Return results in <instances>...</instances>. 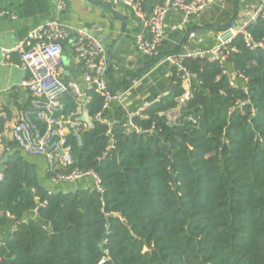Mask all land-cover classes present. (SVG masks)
<instances>
[{
    "label": "trees",
    "instance_id": "16d2710c",
    "mask_svg": "<svg viewBox=\"0 0 264 264\" xmlns=\"http://www.w3.org/2000/svg\"><path fill=\"white\" fill-rule=\"evenodd\" d=\"M153 2L141 0L146 14ZM21 6L27 16L49 12L46 0ZM247 31L262 47L236 37L229 56L247 94L229 87L218 64L187 58L192 97L174 122L160 114L183 93L176 73L168 94L133 120L140 133L114 124L106 152L105 123L94 121L79 143L67 136L71 168L96 173L102 193L88 185L48 194L11 145L2 161L0 264H264V21ZM107 73L114 94L122 84L110 65ZM85 97L93 117L103 100L94 91ZM63 102L66 113L75 110L71 96ZM3 127L0 119V135Z\"/></svg>",
    "mask_w": 264,
    "mask_h": 264
},
{
    "label": "built area",
    "instance_id": "2783aa9c",
    "mask_svg": "<svg viewBox=\"0 0 264 264\" xmlns=\"http://www.w3.org/2000/svg\"><path fill=\"white\" fill-rule=\"evenodd\" d=\"M224 0H154L150 12L145 13L141 0H112L113 6H123L131 10L134 18L142 26V31L135 37L137 53L143 57H158L166 34L164 23L167 15L174 13L178 16V24L173 25L171 30L184 29L192 19L199 18L212 5L222 4ZM65 8L63 1L56 5V11L61 12ZM0 17L17 19V15L9 10H0ZM259 21H264V0H257L251 11L245 18L232 21L227 27L217 34L216 44L210 48L196 46L197 34L189 32L188 39L195 44H181L178 52L168 53L161 57L162 61L176 70V75L181 80L183 93L176 101V107L163 114L169 123L176 120L179 112L186 106L192 97L191 85L194 75L190 74L183 66L184 59L206 60L208 63H216L221 68L222 75L228 78L229 87L241 88L247 94V78L234 70L229 63V56L235 51L232 42L236 37H241L244 44L250 50L262 47L261 43H255L247 27ZM68 42L71 46L73 59L76 65L83 69L82 84L75 80L66 81L62 73V44ZM15 51L19 54L20 66L27 73L22 81L21 87L25 89L30 97L31 108L23 113L21 118L12 126L10 139L14 145L24 154L31 157H43L47 163L48 181L51 188L47 189L48 194L53 193L56 187L63 184H72L82 179H89L91 187L102 193L99 176L88 170L71 168L73 160L70 154V147L67 144V136L72 135L77 142L81 141L83 131L92 128L81 121L87 98V91H94L103 100L101 111L93 117L92 121H101V115L109 109L112 102L120 101L124 93H111L109 90L108 78V57L102 44V39L89 33L82 28H73L63 24L58 18H51L45 22L32 27L22 45ZM3 56L9 53L2 51ZM182 73V75H181ZM240 83V84H238ZM71 96L75 101V110L65 112L63 99ZM83 98V100H82ZM88 100V99H87ZM159 99L155 102H158ZM152 102V103H155ZM145 103L136 110L125 109L126 121L122 124L126 131L141 130L133 124L136 118L145 119L144 111L152 104ZM248 104V101H237L229 109V114L236 106ZM86 109V108H85ZM254 110L251 109V114ZM44 125L43 129L37 127L30 121V116ZM103 123V122H102ZM106 124V123H105ZM116 124V123H114ZM114 124H107L109 146H113L111 127ZM105 154V153H104ZM103 154V155H104ZM3 180V173L0 170V183ZM46 203H39L31 211L33 216L37 215L38 208ZM12 219L11 217H9ZM15 231L13 223L10 232ZM105 258L101 259L102 264Z\"/></svg>",
    "mask_w": 264,
    "mask_h": 264
},
{
    "label": "crops",
    "instance_id": "0c3cea01",
    "mask_svg": "<svg viewBox=\"0 0 264 264\" xmlns=\"http://www.w3.org/2000/svg\"><path fill=\"white\" fill-rule=\"evenodd\" d=\"M46 1L49 7L47 14L27 16L21 6L23 0H0V10H9L17 15L15 20L0 17V119L4 121L3 133L0 135V170L5 154L10 153L11 145L14 146L10 139L11 128L23 113L31 108L30 97L21 87L27 73L20 66L19 54L15 50L22 45L32 27L48 19L58 18L69 27L82 28L102 39L108 59L110 57L108 63L110 73L116 82L125 87L121 85L116 91V93L123 92L124 96L120 101L110 104L109 109L102 113L101 121L106 124L124 123L125 109L136 110L143 104L155 102L168 94L176 70L163 62L162 56L174 53L181 44H195L196 41L192 42L188 39L189 32L197 34L196 46L200 48L214 46L217 34L232 21L245 18L257 2V0H235L233 12L226 9L224 2L212 5L199 18L192 19L184 29L171 30L179 20L178 16L170 13L164 23L166 41L161 48L160 56L143 57L137 53L135 44V37L142 31V26L128 8L113 6L112 0ZM59 1L65 4L61 12L56 11ZM3 50L9 53L3 56ZM61 61L64 79L75 80L84 90L83 69L75 64L68 42L62 44ZM21 155L26 162L34 165L39 184L45 189H50L52 186L48 181L45 158L31 157L24 153ZM90 184L91 181L86 178L72 184L59 185L56 190L83 189ZM2 233L3 230L0 228V238Z\"/></svg>",
    "mask_w": 264,
    "mask_h": 264
},
{
    "label": "water",
    "instance_id": "95a60500",
    "mask_svg": "<svg viewBox=\"0 0 264 264\" xmlns=\"http://www.w3.org/2000/svg\"><path fill=\"white\" fill-rule=\"evenodd\" d=\"M8 1H13V0H8ZM112 12L117 15V13H115V11L112 10ZM109 61H110V57L108 59V63H109ZM181 75H182V73H181ZM82 100H83V98H82ZM81 121L84 122L88 127H91L93 124L92 121L89 119L88 113H87L85 108H84L83 114L81 116Z\"/></svg>",
    "mask_w": 264,
    "mask_h": 264
},
{
    "label": "rangeland",
    "instance_id": "374dc122",
    "mask_svg": "<svg viewBox=\"0 0 264 264\" xmlns=\"http://www.w3.org/2000/svg\"><path fill=\"white\" fill-rule=\"evenodd\" d=\"M234 3H235V0H225L224 1V4L227 6V10H232V12H233V9H234ZM240 9H242V8H240ZM129 11H130V13H131V15L133 16V14H132V12H131V10L129 9ZM232 12H231V15H232ZM227 21H228V19H226ZM90 186H91V184H90Z\"/></svg>",
    "mask_w": 264,
    "mask_h": 264
}]
</instances>
